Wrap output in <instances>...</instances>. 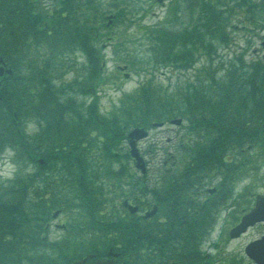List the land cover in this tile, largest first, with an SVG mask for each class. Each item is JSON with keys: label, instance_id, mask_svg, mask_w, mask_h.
<instances>
[{"label": "trees", "instance_id": "1", "mask_svg": "<svg viewBox=\"0 0 264 264\" xmlns=\"http://www.w3.org/2000/svg\"><path fill=\"white\" fill-rule=\"evenodd\" d=\"M59 1L47 9L40 0H0V65L4 60L12 69L0 76V154L13 150L17 164L12 178H0V264H70L110 247L121 264H197L205 258L200 243L235 187L264 178V59L233 54L204 64L194 80L173 90L149 79L102 112L105 14L97 6L83 11V0ZM239 1L250 14L259 7L264 18V1ZM200 6L193 26L153 37L156 63L188 69L199 50L211 55L214 39L226 41L233 20L213 0ZM78 56L81 71L64 82ZM175 117L187 120L188 133L176 143L180 163L166 165L154 179L134 178L127 164L133 159L123 152L129 130ZM30 120L38 125L31 134L25 129ZM120 195L146 203L150 197L158 211L131 213ZM57 209L68 212L69 230L61 239H45Z\"/></svg>", "mask_w": 264, "mask_h": 264}, {"label": "rangeland", "instance_id": "2", "mask_svg": "<svg viewBox=\"0 0 264 264\" xmlns=\"http://www.w3.org/2000/svg\"><path fill=\"white\" fill-rule=\"evenodd\" d=\"M40 1L43 5L48 4L45 6L47 9L60 2L59 0ZM84 1H79L83 11L89 13L90 7L97 6V12L102 9L105 14L104 26L101 27V30L106 36L104 44L102 42L100 44L104 48L106 64L103 66V74L107 76V81L99 92V104L104 112L110 111L124 94L137 90L140 85L149 82V79L156 85L159 84L163 88L173 90L186 84L187 81L194 80L204 64L224 61L231 58L233 54L244 52L248 60L264 59V47L261 44L264 40V18L259 19L260 8L253 6L251 15L248 5L238 6L239 0H213L215 6L221 8L226 15L219 12L233 20L232 26L228 30L225 42L217 44L218 40L214 39L212 54L207 55L205 51L199 50L195 55L192 67L188 69L180 68L173 62L163 65L156 63V56L153 52V45L156 42L153 37L158 35L161 29H165L167 34H171L172 32H181V29L183 31L185 26L196 24L201 12L200 1L202 0H92L91 5ZM254 1L260 3L264 0ZM227 9L231 10L232 16ZM108 16H111L109 23ZM250 16L254 17L257 22L249 23L247 17ZM98 19L102 20L99 17L96 21ZM168 36L170 37L172 34ZM76 60V64L65 71L61 79L64 82L72 79L77 72L81 71L84 58L78 56ZM118 65H126L127 68H118ZM125 73L128 75L126 76ZM186 125L187 120H184L181 125H175L169 120H165L164 126H149L148 137L138 142L146 161L147 178L154 179L166 165L170 167L180 163L183 155L176 143L179 137L188 133ZM25 129L30 134L35 133L38 130L36 121H28L25 124ZM123 147V152L128 153L127 140ZM11 155H13V151H6L5 156L9 161L0 155L2 180L8 178L7 175L10 173H14L15 166L10 161ZM127 164L132 165L134 178L138 175L142 176L133 160H129ZM128 180L129 178L125 176L123 181L126 183ZM218 181L217 179L213 184H217ZM213 184L208 187H212ZM247 188L252 194L257 192L264 194V178L255 180L248 178L235 187L232 199L218 213L215 229L200 243V251L205 258L197 264H251L245 255V246L259 234V228H251L238 238L229 236V230L237 224L243 210L254 203L252 194L240 196ZM117 194L119 195L118 191ZM109 196L113 197V193H109ZM116 201L117 196L114 202L116 203ZM142 210L141 213L146 211V209ZM67 217L68 212L64 211L51 223L55 224L61 219L66 220ZM49 235L53 240H57L61 239L63 232L53 225ZM216 243H218L217 248H215Z\"/></svg>", "mask_w": 264, "mask_h": 264}, {"label": "water", "instance_id": "3", "mask_svg": "<svg viewBox=\"0 0 264 264\" xmlns=\"http://www.w3.org/2000/svg\"><path fill=\"white\" fill-rule=\"evenodd\" d=\"M4 71V67H0V74ZM8 72H11L8 69ZM174 124H180L182 122L181 118H175L171 121ZM154 125L162 126L163 122H156ZM148 131L144 127H136L129 133L130 138V153L135 158V163L138 168H141L142 171L146 170V165L143 157L141 156L139 149L137 147V140H140L146 137ZM40 162H43V159H39ZM256 206L247 214L242 217V220L239 224L233 227L230 231V235L232 237L240 235L242 232L246 231L249 225H253L257 221L264 219V197H257ZM125 205L128 206L131 212H135L138 209V206L131 205L127 201ZM157 210V207H154L152 210L148 211L145 216L149 217L153 215ZM56 212L54 215H56ZM246 252L252 257L258 264H264V237L254 240L246 247ZM112 254V250L109 252ZM93 254H88L85 257L75 260L72 264H85L89 258H91ZM93 264H113L112 259H98ZM171 264H178V263H171Z\"/></svg>", "mask_w": 264, "mask_h": 264}, {"label": "flooded vegetation", "instance_id": "4", "mask_svg": "<svg viewBox=\"0 0 264 264\" xmlns=\"http://www.w3.org/2000/svg\"><path fill=\"white\" fill-rule=\"evenodd\" d=\"M125 199H128L130 202H133V203H134V201H131V197H129V196H126ZM132 200H133V199H132ZM250 209H251V208H250ZM250 209H249V210H250ZM249 210H246L245 212H248ZM245 212H244V213H245ZM244 213H243V214H244ZM241 216H242V215H241ZM22 220H23V219H18V222H22ZM4 221H5V220H4ZM8 221L15 222L16 220H14V219H10V220H8ZM53 225H55L56 228L60 229V230L63 232V235L69 230V227H68L69 223H68L66 220H60V223H55V224H52V223L49 221V223L46 224V229H45V231L42 233V234H43V237H44L45 239L52 240V238H50L49 231H50V229L52 228ZM257 227L259 228V229H258V230H259V234H258L256 237H254L253 239L258 238V237H261V236L264 235V222H258V223H256L255 225L251 226L249 229H251V228H257ZM11 229L23 230V229H21L20 227H19V228H11ZM2 238H4L6 241H9V240H14V241H16V239L14 238V235H6V236H3ZM253 239H252V240H253ZM111 248H113V247H110L109 249H111ZM109 249H108V251H107L105 254H102V255H98L97 252H90V253L94 254V257L91 258V259H89V260L86 262V264H93V263H94L96 260H98V259H107V258L113 259L114 264H121V262L119 261V259L121 258V257H120V253H119V251L114 250V252H115L116 254H111V255H109ZM17 253H18V252H17ZM87 254H88V253H87ZM252 263L255 264L253 261H252Z\"/></svg>", "mask_w": 264, "mask_h": 264}]
</instances>
